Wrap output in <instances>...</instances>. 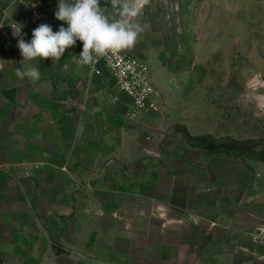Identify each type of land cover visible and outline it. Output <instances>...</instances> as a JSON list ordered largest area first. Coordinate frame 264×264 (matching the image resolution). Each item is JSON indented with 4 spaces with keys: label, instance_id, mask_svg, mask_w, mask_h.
Listing matches in <instances>:
<instances>
[{
    "label": "rangeland",
    "instance_id": "374dc122",
    "mask_svg": "<svg viewBox=\"0 0 264 264\" xmlns=\"http://www.w3.org/2000/svg\"><path fill=\"white\" fill-rule=\"evenodd\" d=\"M151 3L158 13L159 3ZM162 4L165 20L150 18L158 31L140 33L137 49H127L152 73L155 109L131 117L130 103L104 77L86 92L85 104L101 108L92 116L107 126L93 119L98 140L89 150L104 158L84 161L87 198L108 202L122 195L105 187L128 188L134 198L123 195L124 209L133 201L146 213L150 204L151 217L180 221L191 230L192 248L225 231L234 260L264 264V0ZM201 142L233 148L209 152ZM103 214L87 210L88 235Z\"/></svg>",
    "mask_w": 264,
    "mask_h": 264
},
{
    "label": "crops",
    "instance_id": "0c3cea01",
    "mask_svg": "<svg viewBox=\"0 0 264 264\" xmlns=\"http://www.w3.org/2000/svg\"><path fill=\"white\" fill-rule=\"evenodd\" d=\"M155 1L165 20L166 0H103V11L120 19L125 6H135L139 11L131 22L140 25V33H151L150 18L158 14ZM56 7L57 0H0V264H56L64 256L67 260L59 264H246V258L234 260L238 255L225 231L206 234L195 249L191 230L180 221L151 217L150 204L146 213L133 201L125 202L131 210L124 209L123 195L134 198L128 188L105 187L122 195L108 202L87 198L84 161L104 158L97 149L89 150L98 140L93 119L95 125H106L92 116L101 108L85 104V95L99 78L113 79L105 68L100 76L89 77L88 67L77 62L80 42L60 60L27 61L12 35L20 25L26 40L40 24L56 31L61 24L54 17ZM140 39L128 49H137ZM29 67L39 69L38 81L17 78L18 68ZM89 208L105 212L96 217L93 235L87 234ZM172 222L174 234L168 228ZM56 239L62 253L55 249Z\"/></svg>",
    "mask_w": 264,
    "mask_h": 264
},
{
    "label": "clouds",
    "instance_id": "9594fccd",
    "mask_svg": "<svg viewBox=\"0 0 264 264\" xmlns=\"http://www.w3.org/2000/svg\"><path fill=\"white\" fill-rule=\"evenodd\" d=\"M138 11L135 6H125L122 18L110 19L103 11V0H57L54 17L61 24L56 31L49 24H40L26 40L20 25L12 35L17 40L22 60L43 61L50 58L57 61L67 49L80 42L82 47L77 62L89 66L100 57L131 48L136 43L142 29L139 24L132 23L131 18ZM16 76L36 82L41 74L37 67H29L18 68Z\"/></svg>",
    "mask_w": 264,
    "mask_h": 264
},
{
    "label": "built area",
    "instance_id": "2783aa9c",
    "mask_svg": "<svg viewBox=\"0 0 264 264\" xmlns=\"http://www.w3.org/2000/svg\"><path fill=\"white\" fill-rule=\"evenodd\" d=\"M87 67L89 77L100 76L103 68L107 70L119 91L130 100L131 117L155 109L159 93L152 73L140 58L124 49L100 57Z\"/></svg>",
    "mask_w": 264,
    "mask_h": 264
},
{
    "label": "trees",
    "instance_id": "16d2710c",
    "mask_svg": "<svg viewBox=\"0 0 264 264\" xmlns=\"http://www.w3.org/2000/svg\"><path fill=\"white\" fill-rule=\"evenodd\" d=\"M198 146L204 147V149H206L209 152H220L221 150H224L228 147L233 148L232 146H228V145H224V144H214V143H210V142H201V143H198ZM57 252H59V251H57Z\"/></svg>",
    "mask_w": 264,
    "mask_h": 264
},
{
    "label": "water",
    "instance_id": "95a60500",
    "mask_svg": "<svg viewBox=\"0 0 264 264\" xmlns=\"http://www.w3.org/2000/svg\"><path fill=\"white\" fill-rule=\"evenodd\" d=\"M68 257L64 256V257H59L56 259V264H59L61 261H65L67 260Z\"/></svg>",
    "mask_w": 264,
    "mask_h": 264
}]
</instances>
